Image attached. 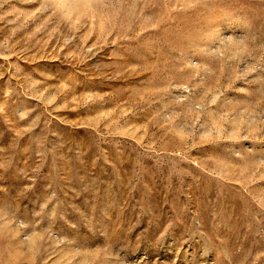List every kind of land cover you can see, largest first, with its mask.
I'll list each match as a JSON object with an SVG mask.
<instances>
[{"label":"rangeland","instance_id":"obj_1","mask_svg":"<svg viewBox=\"0 0 264 264\" xmlns=\"http://www.w3.org/2000/svg\"><path fill=\"white\" fill-rule=\"evenodd\" d=\"M0 264H264V0H0Z\"/></svg>","mask_w":264,"mask_h":264}]
</instances>
